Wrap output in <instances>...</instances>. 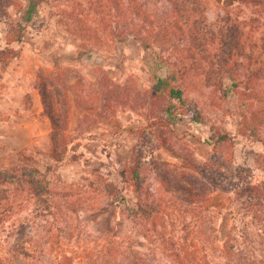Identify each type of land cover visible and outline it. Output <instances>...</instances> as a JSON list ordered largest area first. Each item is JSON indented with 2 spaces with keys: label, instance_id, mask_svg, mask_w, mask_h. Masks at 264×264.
I'll list each match as a JSON object with an SVG mask.
<instances>
[{
  "label": "rangeland",
  "instance_id": "rangeland-1",
  "mask_svg": "<svg viewBox=\"0 0 264 264\" xmlns=\"http://www.w3.org/2000/svg\"><path fill=\"white\" fill-rule=\"evenodd\" d=\"M25 1L0 6V168L38 164L36 175L47 181L53 206L45 209L33 199L17 205L13 216L0 222V252L9 257L14 246L27 250L18 264H86L98 261L101 247L113 245L133 264H183L174 254L184 256L187 250L197 258L206 253L209 264H264V212L246 192L237 195L242 184L264 179V146L238 131V99L218 100L201 75L186 74L185 96L201 119L165 126L157 115L160 100L148 95L147 68L155 48L133 38L99 41L91 0H44L19 39L15 33ZM145 1L144 11L170 14L162 0ZM201 1L213 25L226 13L237 16L246 30L250 18L264 21V7L251 0ZM123 12L137 18L131 9ZM85 15L88 31L78 21ZM166 46L175 47L172 41ZM57 72L68 87L67 133L74 139L67 160L46 170L52 125L43 111L40 82ZM23 80L29 90L38 89L36 104ZM116 84L128 99L123 93L105 96ZM117 97L128 101L124 105ZM103 101L109 104L105 109ZM225 133L232 139L217 142ZM137 150L145 162L143 196L147 192V200L166 205L164 213L132 217L127 202L114 205L97 196L82 201L92 182H119ZM25 191L18 196L26 198Z\"/></svg>",
  "mask_w": 264,
  "mask_h": 264
},
{
  "label": "trees",
  "instance_id": "trees-1",
  "mask_svg": "<svg viewBox=\"0 0 264 264\" xmlns=\"http://www.w3.org/2000/svg\"><path fill=\"white\" fill-rule=\"evenodd\" d=\"M251 1L264 7V0ZM43 2L25 1L15 37L21 39L24 28L38 16ZM10 3L11 0H0L1 7ZM162 3L170 6L168 16L144 11L145 0H91L89 6L97 10L95 29L98 40L111 38L124 42L133 38L143 47L156 49L147 68L152 79L148 95L150 101L160 100L157 115L163 125L177 124L185 119H201L198 113L191 111L185 96L184 77L186 74H198L203 78V85L210 88L212 97L226 102L228 98L238 99L241 103L237 106L240 116L238 131L243 136L253 135L264 146V21L252 17L246 30V24L240 22L237 16L226 13L219 19L218 25H213L208 23L206 8L201 0H162ZM127 8L136 12L137 18L125 14L123 10ZM87 20L86 15L78 18L79 25L85 26L82 31L91 27ZM257 31L259 34L255 35ZM80 41L81 45L88 44L86 40ZM168 41L174 43V50H167ZM173 56L176 57L175 62L171 60ZM64 83L65 77L60 72L55 76L49 73L40 82L43 111L52 125L51 150L43 161L47 162L44 164L46 170L54 169L67 160L74 139L67 133L71 110L68 87ZM121 93L128 99L129 95L124 89L122 91L121 84H116L105 96L111 98ZM116 101L125 105L128 100L117 97ZM108 105L107 101L101 102L103 109ZM180 106H187V109L180 112ZM226 139H232L228 133L220 134L216 141ZM142 157L143 154L137 150L126 160L119 182L107 181L103 186L100 183L94 186L92 182L91 190L84 192L82 201L97 196L114 205L127 202L132 217L149 219L164 213L166 205L160 206L159 202L147 200V192L143 196L142 168L145 162ZM154 163L157 167L159 160H154ZM204 168L200 167V170ZM38 172L36 163L0 168V222L12 217L17 205H25L24 202L31 199L45 209L52 208L48 183L45 178L36 175ZM240 188L237 195L246 192L249 199H253L252 203L259 206L258 210L264 212V179L254 183L249 181ZM19 190H26L27 197L18 196ZM100 249L98 261L94 259L86 264H133L132 261L126 262L122 254L115 253L113 245ZM28 254L27 250H18L14 246L9 257L0 252V264L21 263ZM181 254L179 252L174 256L183 264H209L206 253L203 258H197L188 250L184 256ZM61 258L65 262L66 259Z\"/></svg>",
  "mask_w": 264,
  "mask_h": 264
},
{
  "label": "crops",
  "instance_id": "crops-1",
  "mask_svg": "<svg viewBox=\"0 0 264 264\" xmlns=\"http://www.w3.org/2000/svg\"><path fill=\"white\" fill-rule=\"evenodd\" d=\"M23 86H24V91L26 93H31V97H32V100H33V104H36L37 102H39V93H38V89L35 88V86L33 85V87H31V89L29 90L28 89V84H27V80H23ZM33 84V82H32ZM40 109V107H39Z\"/></svg>",
  "mask_w": 264,
  "mask_h": 264
}]
</instances>
